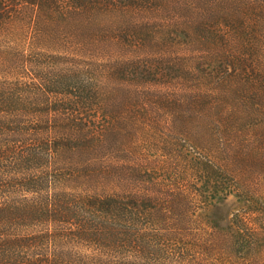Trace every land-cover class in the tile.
<instances>
[{
    "label": "trees",
    "instance_id": "1",
    "mask_svg": "<svg viewBox=\"0 0 264 264\" xmlns=\"http://www.w3.org/2000/svg\"><path fill=\"white\" fill-rule=\"evenodd\" d=\"M158 112L184 162L153 169L191 188L135 158ZM262 137L264 0H0V264H201L232 236L199 220L217 161Z\"/></svg>",
    "mask_w": 264,
    "mask_h": 264
},
{
    "label": "rangeland",
    "instance_id": "2",
    "mask_svg": "<svg viewBox=\"0 0 264 264\" xmlns=\"http://www.w3.org/2000/svg\"><path fill=\"white\" fill-rule=\"evenodd\" d=\"M27 48L28 45L24 44L21 38V45L17 46L18 51L21 53V62H24L23 53L25 54V51H28ZM27 59H34L33 61H35L37 58L29 56L26 57ZM21 75H23L22 67ZM167 118L166 113L158 112L150 123L130 121L132 124L138 125L132 129L134 133L133 146L136 151L135 158L141 159V156H143L148 159L150 161L148 168L151 171L154 170L155 166L159 168L157 164L159 161L166 163L168 160L170 162L172 160L174 167H181L182 162H184L183 156L179 157V154L184 151L183 138L177 134V129L173 130L171 127L172 122ZM144 124H150V126H143ZM263 138L261 149L263 148L262 151L264 152ZM256 145L260 146L259 143ZM249 156L242 167L238 161L232 162L231 158L226 159L223 155L217 161L222 164L224 169L219 173L220 180L225 183L226 189H230V193L224 198H216L211 204L201 209L202 217L199 220L207 222L215 229L232 231V236L230 235L231 239L228 243L214 245L205 252L201 250V253L204 254L198 260L201 264H264V159L261 162V159H258L261 155L256 151ZM241 168L246 169L245 176H239V173H241L239 171H242ZM154 172H157V177L165 179H169L170 175H174L172 177L183 182V184H187L190 188L192 186L185 181L186 177L182 174V170L179 171L181 173L175 169L168 172L160 167V169H155L151 173ZM237 179L250 191L241 193L243 190L239 191L240 186L237 184ZM232 220L235 221L236 226H233L235 224H232ZM246 222L249 226L247 228L243 227ZM203 225L201 221L193 223L186 233V235L191 236L188 239L200 237L202 231L206 230V225ZM237 225H240L241 230H238ZM238 231H241V233Z\"/></svg>",
    "mask_w": 264,
    "mask_h": 264
}]
</instances>
